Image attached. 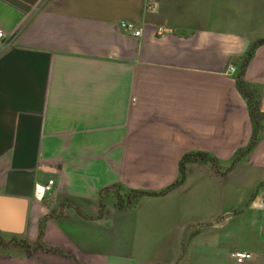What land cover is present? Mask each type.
Segmentation results:
<instances>
[{"label": "crops", "instance_id": "0c3cea01", "mask_svg": "<svg viewBox=\"0 0 264 264\" xmlns=\"http://www.w3.org/2000/svg\"><path fill=\"white\" fill-rule=\"evenodd\" d=\"M0 29V196L28 200L0 264H264V0H0Z\"/></svg>", "mask_w": 264, "mask_h": 264}, {"label": "built area", "instance_id": "2783aa9c", "mask_svg": "<svg viewBox=\"0 0 264 264\" xmlns=\"http://www.w3.org/2000/svg\"><path fill=\"white\" fill-rule=\"evenodd\" d=\"M147 10L150 12H154L156 10V7L154 5H149L147 7ZM120 27L123 32L131 34L134 37H140L142 34V32L136 29L135 25L132 23H122ZM157 32H158V35L162 36L165 32V29L163 27H159ZM4 39H5V32L2 29H0V49L1 51H4L9 47V45H5L3 43ZM231 71L235 72L236 69L232 67ZM55 183L56 182L54 179H50L48 180L47 183L37 186V190H36L37 196L40 198H43L46 194H48L54 189ZM253 206L256 208H264V196L261 199L256 198L253 201ZM229 255L237 264H244L246 261L253 258L252 254L247 253V252H240V251L231 252Z\"/></svg>", "mask_w": 264, "mask_h": 264}, {"label": "water", "instance_id": "95a60500", "mask_svg": "<svg viewBox=\"0 0 264 264\" xmlns=\"http://www.w3.org/2000/svg\"><path fill=\"white\" fill-rule=\"evenodd\" d=\"M13 206H17L18 211L16 215L20 220V227L18 229L13 228L11 225L13 216ZM28 213V200L18 199L12 197L0 196V230L3 232L13 233L21 235L25 231V225Z\"/></svg>", "mask_w": 264, "mask_h": 264}, {"label": "trees", "instance_id": "16d2710c", "mask_svg": "<svg viewBox=\"0 0 264 264\" xmlns=\"http://www.w3.org/2000/svg\"><path fill=\"white\" fill-rule=\"evenodd\" d=\"M195 154L194 153H188L185 154V156L182 159V164L180 167V173H181V177L180 179L172 186V187H176L177 185H181L184 180H185V168L184 165L186 164V162H190L192 158H194ZM137 196H143V195H160L161 193H152V192H135Z\"/></svg>", "mask_w": 264, "mask_h": 264}]
</instances>
